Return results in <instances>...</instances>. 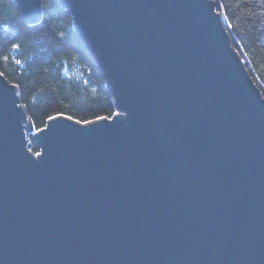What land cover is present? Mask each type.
<instances>
[{"label":"water","instance_id":"water-1","mask_svg":"<svg viewBox=\"0 0 264 264\" xmlns=\"http://www.w3.org/2000/svg\"><path fill=\"white\" fill-rule=\"evenodd\" d=\"M58 2L115 111L33 131L0 76V264H264V96L215 1Z\"/></svg>","mask_w":264,"mask_h":264},{"label":"trees","instance_id":"trees-1","mask_svg":"<svg viewBox=\"0 0 264 264\" xmlns=\"http://www.w3.org/2000/svg\"><path fill=\"white\" fill-rule=\"evenodd\" d=\"M214 1L264 96V0ZM41 7L40 20L28 23L13 0H0V71L17 86L33 131L58 112L80 121L110 118L115 109L105 78L78 38L70 11L58 0H41Z\"/></svg>","mask_w":264,"mask_h":264},{"label":"snow or ice","instance_id":"snow-or-ice-1","mask_svg":"<svg viewBox=\"0 0 264 264\" xmlns=\"http://www.w3.org/2000/svg\"><path fill=\"white\" fill-rule=\"evenodd\" d=\"M231 26V25H230ZM20 47V45L19 44H13L12 45V48L13 49H17V48H19ZM3 59L4 60H7L8 58H7V56H5V57H3ZM15 63L16 64H20L21 63V61L20 60H16L15 61ZM4 75V73L2 72V71H0V76H3ZM64 113L63 112H58L57 113V115L56 116H48V120L49 121H52L53 123L58 119V118H62V117H64ZM68 120H73V117L72 116H67L66 117ZM97 119H102V118H100V117H98ZM76 123H82V124H85V125H87V124H90V123H93L92 121H88V120H83V121H80V120H77V121H75ZM37 155H40V153H37Z\"/></svg>","mask_w":264,"mask_h":264}]
</instances>
